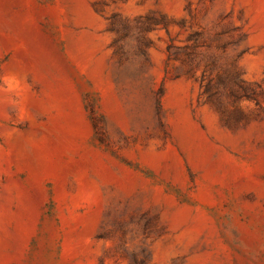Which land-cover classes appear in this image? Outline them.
I'll return each mask as SVG.
<instances>
[{"label":"rangeland","instance_id":"obj_1","mask_svg":"<svg viewBox=\"0 0 264 264\" xmlns=\"http://www.w3.org/2000/svg\"><path fill=\"white\" fill-rule=\"evenodd\" d=\"M0 264H264V0H0Z\"/></svg>","mask_w":264,"mask_h":264}]
</instances>
